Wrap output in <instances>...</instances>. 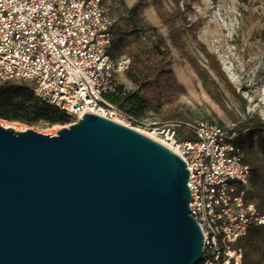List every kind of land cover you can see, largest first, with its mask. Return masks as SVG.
I'll use <instances>...</instances> for the list:
<instances>
[{"label": "water", "instance_id": "water-1", "mask_svg": "<svg viewBox=\"0 0 264 264\" xmlns=\"http://www.w3.org/2000/svg\"><path fill=\"white\" fill-rule=\"evenodd\" d=\"M189 171L87 113L56 136L0 125V264H198Z\"/></svg>", "mask_w": 264, "mask_h": 264}, {"label": "built area", "instance_id": "built-area-1", "mask_svg": "<svg viewBox=\"0 0 264 264\" xmlns=\"http://www.w3.org/2000/svg\"><path fill=\"white\" fill-rule=\"evenodd\" d=\"M114 22L101 0H0V84L30 87L40 102L76 123L93 113L131 127L106 99L131 63L111 56ZM179 130L188 138L179 139ZM150 134L189 171L190 215L203 233L198 264H243L238 241L263 226L264 215L247 198L252 171L236 132L175 120L154 125Z\"/></svg>", "mask_w": 264, "mask_h": 264}, {"label": "trees", "instance_id": "trees-1", "mask_svg": "<svg viewBox=\"0 0 264 264\" xmlns=\"http://www.w3.org/2000/svg\"><path fill=\"white\" fill-rule=\"evenodd\" d=\"M113 1L110 6L107 0H101L102 5L109 8L110 14L116 16L110 29L111 56L130 59L126 76L135 89L128 91L119 84L106 99L133 125L139 124L148 115L155 117L160 124L175 120L193 121L190 112L179 101L186 89L174 72L170 46L188 60L203 87L226 111L227 94L244 103L223 71L219 59L206 45L198 42L205 58L204 63L188 52L185 35L189 30H195L184 9L185 0H152L161 23L168 31L166 36L148 23L143 0H139L132 9L128 8L124 0ZM194 40H197L196 36ZM22 88L33 94L30 87ZM36 100L47 109L70 117ZM242 109L245 113V106ZM231 117L237 124L235 142L243 150L244 162L252 171L247 198L264 215V120L258 115L245 119ZM237 246L243 249V264H264V225L250 228Z\"/></svg>", "mask_w": 264, "mask_h": 264}, {"label": "rangeland", "instance_id": "rangeland-1", "mask_svg": "<svg viewBox=\"0 0 264 264\" xmlns=\"http://www.w3.org/2000/svg\"><path fill=\"white\" fill-rule=\"evenodd\" d=\"M124 2L132 9L139 0ZM107 3L112 6L114 1L107 0ZM143 3L148 23L166 36L168 31L160 21L153 1L143 0ZM184 9L195 30H189L185 35L188 52L204 63L198 42L206 45L217 56L229 81L244 99V103H241L227 94L226 107L229 112L226 111L203 87L188 60L170 46L174 72L186 89L179 101L190 112L192 120L222 124L232 131H237V124L231 116L245 119L258 115L264 120V0H185ZM112 17L116 21V16ZM195 36L197 40H194ZM119 84L128 91L135 89L126 75L119 77ZM22 87L0 84L1 126L16 132L33 130L56 136L58 131L76 123L74 117L47 109ZM242 106H245V113ZM156 124H160L159 121L148 115L139 124L129 125L148 135ZM178 138L186 139L188 133L179 130Z\"/></svg>", "mask_w": 264, "mask_h": 264}, {"label": "bare ground", "instance_id": "bare-ground-1", "mask_svg": "<svg viewBox=\"0 0 264 264\" xmlns=\"http://www.w3.org/2000/svg\"><path fill=\"white\" fill-rule=\"evenodd\" d=\"M146 135H147V134H146ZM148 136H149L150 138H152V139H155V138H153V137H152L151 135H149V134H148Z\"/></svg>", "mask_w": 264, "mask_h": 264}]
</instances>
